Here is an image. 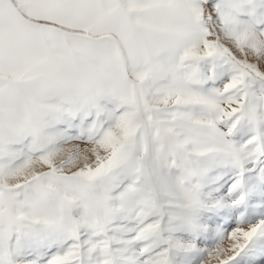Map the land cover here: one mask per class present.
Returning a JSON list of instances; mask_svg holds the SVG:
<instances>
[{"label": "snow or ice", "instance_id": "snow-or-ice-1", "mask_svg": "<svg viewBox=\"0 0 264 264\" xmlns=\"http://www.w3.org/2000/svg\"><path fill=\"white\" fill-rule=\"evenodd\" d=\"M0 264H264V0H0Z\"/></svg>", "mask_w": 264, "mask_h": 264}]
</instances>
